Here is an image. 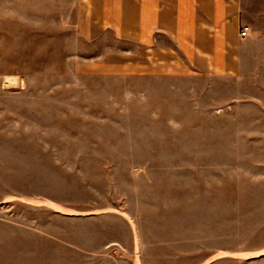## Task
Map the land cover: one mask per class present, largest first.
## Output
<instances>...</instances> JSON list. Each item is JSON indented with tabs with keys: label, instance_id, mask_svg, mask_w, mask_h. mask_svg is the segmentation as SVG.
Wrapping results in <instances>:
<instances>
[{
	"label": "rangeland",
	"instance_id": "obj_1",
	"mask_svg": "<svg viewBox=\"0 0 264 264\" xmlns=\"http://www.w3.org/2000/svg\"><path fill=\"white\" fill-rule=\"evenodd\" d=\"M233 78L94 76L75 0H0V264H264V0Z\"/></svg>",
	"mask_w": 264,
	"mask_h": 264
},
{
	"label": "crops",
	"instance_id": "obj_2",
	"mask_svg": "<svg viewBox=\"0 0 264 264\" xmlns=\"http://www.w3.org/2000/svg\"><path fill=\"white\" fill-rule=\"evenodd\" d=\"M252 0H75L86 45L78 71L96 76L233 78L256 41ZM243 25L251 27L242 39Z\"/></svg>",
	"mask_w": 264,
	"mask_h": 264
},
{
	"label": "built area",
	"instance_id": "obj_3",
	"mask_svg": "<svg viewBox=\"0 0 264 264\" xmlns=\"http://www.w3.org/2000/svg\"><path fill=\"white\" fill-rule=\"evenodd\" d=\"M251 27L249 25H243L240 30V37L242 39L247 38L250 35Z\"/></svg>",
	"mask_w": 264,
	"mask_h": 264
}]
</instances>
